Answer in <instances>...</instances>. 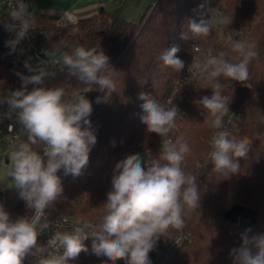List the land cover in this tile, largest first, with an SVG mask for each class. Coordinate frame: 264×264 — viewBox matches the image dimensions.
Listing matches in <instances>:
<instances>
[{
    "label": "trees",
    "instance_id": "trees-1",
    "mask_svg": "<svg viewBox=\"0 0 264 264\" xmlns=\"http://www.w3.org/2000/svg\"><path fill=\"white\" fill-rule=\"evenodd\" d=\"M28 12H31L30 6ZM218 14L232 18L231 23L212 28L210 35L198 41L191 38L190 22L220 19ZM35 19L33 33L57 54L68 50L64 44L79 43L86 48L103 50L115 70L116 84V91L105 100L106 90L102 92L95 85L79 83L68 75L66 68L59 71V65L50 69L55 75L46 78L43 86H60L69 93L85 92L82 94L87 95L85 97L92 104L89 119L97 139L81 175L65 176L62 169L57 173L63 193L46 209L48 220L53 224L63 216H73L81 222L98 223L104 214L103 204L116 164L134 153L145 155L146 160L150 154H159L161 137L147 132L141 121L143 101L138 97L144 92L166 107L167 101L172 100L180 114L184 113L183 118L177 119V129L168 138L175 141L183 137L188 142L191 152L183 162V169L198 176L200 206L185 217L182 230L188 234L187 240L168 264H232L230 249L239 247L240 234L244 232L240 217L233 209L254 213L256 220L252 232H264V140L256 138L258 133H264V0H156L139 22L105 9L80 19L75 26H58L38 16ZM182 35L188 38L183 39ZM14 36L13 31L0 30V96L7 93L13 81L12 53L9 54L6 42ZM233 40L253 44L258 56L249 65L252 87L232 82L233 87L224 90L225 95L231 96L229 113L224 117L229 138L246 140L251 145L248 159L240 160V173L226 177L213 171L208 155L218 130L209 127L210 117L193 103L212 95L210 84L191 76L185 68L179 73L173 72L162 65L159 57L163 51L178 46L177 56L187 65L192 63L193 56L206 55L209 48L214 55L225 51L235 58L237 54L231 52ZM196 44L200 52L193 49ZM32 87L28 85V90ZM89 87L92 90L87 92ZM97 97H101L102 102L97 103ZM21 141H26L24 132ZM33 150H40L39 142ZM0 206L13 219L33 215L19 191L6 188L1 182ZM176 231L170 230L169 235ZM50 232L38 235V245H47L53 234ZM166 238L161 237L149 253L151 264H162ZM91 242V238L84 241L89 251L82 252L70 264H113L105 256L92 254ZM35 259L28 256L23 264H34ZM114 264H127V260L120 259Z\"/></svg>",
    "mask_w": 264,
    "mask_h": 264
},
{
    "label": "clouds",
    "instance_id": "clouds-1",
    "mask_svg": "<svg viewBox=\"0 0 264 264\" xmlns=\"http://www.w3.org/2000/svg\"><path fill=\"white\" fill-rule=\"evenodd\" d=\"M28 7L24 0H16V8L10 13L11 22L7 27L15 36L6 42L9 54L15 52L35 26V16L28 12ZM218 15L221 16L220 24L228 26L231 23L232 18ZM212 26V18L190 22L191 38L198 41L207 37ZM182 38L188 37L182 35ZM64 46L68 50L55 62L59 71L66 68L68 75L79 83L95 85L102 92L106 90L105 100L116 91L115 70L103 50L86 48L79 43ZM254 47L251 43L233 40L231 52L237 54L235 58L225 51L214 55L209 48L206 55L193 56L188 66L191 76L210 84L212 95L193 103L210 117L209 127L218 130L208 155L213 171L226 177L240 173V160L248 159L251 145L246 140L229 138L224 117L229 113L231 96L225 95L224 90L232 88V82L252 87L249 65L258 56ZM193 49L200 52L198 44ZM178 51V46H173L159 57L162 65L175 73L185 68V62L177 56ZM50 63L53 61H41L33 67L26 60L24 67L32 74L17 72L21 87L0 96V106L7 105L6 112L0 111V121L15 119L26 136V141L13 146L8 176L26 207L33 210L31 217L13 219L0 206V264H23L28 256L36 257L34 264H70L82 252L89 251L84 243L89 238L92 254L105 256L113 264L120 259H126L127 264H151L149 253L160 238L168 237L170 230H182L185 217L200 206L198 176L183 169L190 146L183 137L175 141L168 138L177 129V119L183 118L179 109L172 100L167 101L166 107L141 92L138 97L143 101L141 121L147 132L161 137L159 154H150L146 160L145 155L134 153L118 162L99 222L84 221L73 226L71 231H55L47 245L40 246L38 235L51 227L45 210L63 193L57 173L62 169L65 176L81 175L97 139L89 119L92 104L82 94L85 92L69 93L60 86H43L46 78L55 75L49 69ZM30 84L33 87L29 91ZM90 90L92 87L87 92ZM96 102H102V98L97 97ZM256 138L264 140V133H258ZM38 142L43 145L42 155L33 150ZM240 239L239 247L229 252L232 264H264V232L253 233L248 228L240 234ZM49 248L56 252L48 251Z\"/></svg>",
    "mask_w": 264,
    "mask_h": 264
},
{
    "label": "built area",
    "instance_id": "built-area-1",
    "mask_svg": "<svg viewBox=\"0 0 264 264\" xmlns=\"http://www.w3.org/2000/svg\"><path fill=\"white\" fill-rule=\"evenodd\" d=\"M26 4L30 6L29 0H24ZM16 8V0H0V30H9L7 24L11 22L10 13ZM31 13V12H30ZM32 14V13H31ZM78 20L71 14L67 13L63 15L61 20L57 22L58 26H72L77 24ZM11 31V30H9ZM14 32V31H13ZM29 61L33 67L37 66L41 61H53L49 64V69L53 66H58V62L61 60V55L52 51L44 44H42L38 38L35 36L32 30L29 32V36L21 41L17 46L15 52H12V64H13V81L7 89L10 90L19 89L22 85V81L16 75L17 72L23 73L24 75H31L25 67L24 62ZM188 66L185 64V69L188 71ZM0 111H7V105ZM184 113L181 112V115ZM12 125V126H10ZM23 132L22 126L15 120L3 119L0 121V143H8L11 148L15 144L20 143L21 133ZM43 145L40 143V154L42 155ZM46 211V210H45ZM80 219L73 216H63L55 223H51V227L43 231L50 230L52 233L55 231H71L72 227L75 225H81ZM50 232V233H51ZM188 234L183 230L176 231L174 234L169 235L163 241V251L161 254V263L168 264L176 254L178 248L187 240ZM48 251L53 253L56 249L49 248ZM62 251V250H60Z\"/></svg>",
    "mask_w": 264,
    "mask_h": 264
},
{
    "label": "crops",
    "instance_id": "crops-1",
    "mask_svg": "<svg viewBox=\"0 0 264 264\" xmlns=\"http://www.w3.org/2000/svg\"><path fill=\"white\" fill-rule=\"evenodd\" d=\"M41 2L45 6L42 13L58 17L56 23L67 13L80 20L96 14L100 9L136 21L146 6V0H41Z\"/></svg>",
    "mask_w": 264,
    "mask_h": 264
},
{
    "label": "rangeland",
    "instance_id": "rangeland-1",
    "mask_svg": "<svg viewBox=\"0 0 264 264\" xmlns=\"http://www.w3.org/2000/svg\"><path fill=\"white\" fill-rule=\"evenodd\" d=\"M156 0H146V6L143 9L141 15L136 19V22H139L141 18L143 17L144 13L146 12L147 8L151 5H154ZM30 7H31V13L34 16H38L41 19H48L50 21L56 22L58 17H52V16H46L42 13V10L45 8L41 0H29ZM79 21V20H78ZM219 19L213 20V26L212 28L218 27L220 23L218 22ZM76 25V24H75ZM72 25V26H75ZM87 96V95H85ZM12 148L10 144L8 143H0V182L6 187L10 188L12 190H16V188L13 186L12 178L8 176V172L11 168V159L10 155L12 152ZM6 157H9V161L7 162L5 159Z\"/></svg>",
    "mask_w": 264,
    "mask_h": 264
},
{
    "label": "water",
    "instance_id": "water-1",
    "mask_svg": "<svg viewBox=\"0 0 264 264\" xmlns=\"http://www.w3.org/2000/svg\"><path fill=\"white\" fill-rule=\"evenodd\" d=\"M7 162L9 161V157L5 159ZM234 214L240 217V223L242 225L243 230L251 228L256 220V215L251 212H242L240 208L233 209Z\"/></svg>",
    "mask_w": 264,
    "mask_h": 264
}]
</instances>
